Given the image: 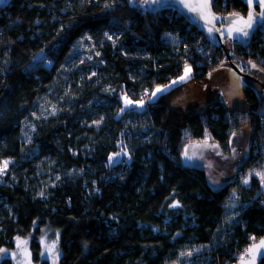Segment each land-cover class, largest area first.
Segmentation results:
<instances>
[{
	"label": "trees",
	"instance_id": "16d2710c",
	"mask_svg": "<svg viewBox=\"0 0 264 264\" xmlns=\"http://www.w3.org/2000/svg\"><path fill=\"white\" fill-rule=\"evenodd\" d=\"M143 1L0 4V162L8 161L0 172V248L29 239L39 260V237L53 228L60 264H235L264 237L259 177L213 188L203 168L182 161L190 141L207 138L229 152L232 135L248 126L250 157L240 170L258 168L264 99L246 85L245 108L212 100L202 111L174 110L189 83H204L221 66L208 55L222 59L228 48L210 44L175 11H144ZM213 9L248 13L239 0H215ZM260 35L231 49L264 69ZM200 46L209 54L197 55ZM187 62L191 76L151 100ZM120 152L127 157L111 162ZM52 164L63 181L40 193L38 170Z\"/></svg>",
	"mask_w": 264,
	"mask_h": 264
},
{
	"label": "rangeland",
	"instance_id": "374dc122",
	"mask_svg": "<svg viewBox=\"0 0 264 264\" xmlns=\"http://www.w3.org/2000/svg\"><path fill=\"white\" fill-rule=\"evenodd\" d=\"M7 1L8 0H0V4H4ZM230 51L232 50L228 49L227 53ZM73 64L76 65L77 61ZM260 69L261 68L258 65L256 68H253L250 65V77H241L240 74L239 77L236 75V72L234 75L244 81L245 85L253 87L257 94L263 99L259 92V87L264 89V71H261ZM92 72L93 70H91V73ZM191 74L192 70L190 71L189 76H191ZM84 75L85 74L81 76L83 77ZM212 75L215 76L212 77ZM212 75L204 84L190 86L184 94L173 102V109L190 114L204 110L207 104L214 99L222 100L227 103V106L230 109H242L246 107L245 100L243 97H240L239 84L228 86L227 83H224V78L220 73ZM240 80L238 81L239 83H241ZM173 81H179V78ZM172 82L165 86H159L160 88L165 89V91L157 93L156 97L151 96L150 99L155 101L170 89L183 83L180 82L173 84ZM169 85H171L170 88L168 87ZM142 102L143 105H146L147 101L145 100ZM140 103L141 102L137 104L139 105ZM246 131H248V129H246ZM246 131L241 130L232 135L229 141V152H225L219 144L212 142L207 138L202 141H190L184 147L182 161L184 164L203 168L207 173L208 182L213 188H220L227 183L235 181L238 177L241 184L249 185L250 177L252 175H256L255 173L257 172H264V160L259 162L258 168H253L254 171L249 170L246 171V173H241L240 167L243 162L249 159L251 151L250 136ZM185 154H187V157H190V159L186 158ZM123 157H126V154L120 152L111 156L110 161L117 162ZM3 168L4 165L0 162V169ZM245 178L248 179L247 184L243 183ZM37 179L39 181L38 189L40 193H42V191L49 187L61 183L63 181V175L61 172H58L55 165L52 164L51 168L47 170L40 167L37 173ZM261 182L264 185V181L261 180ZM39 240L41 244L39 260H36L32 254L29 239L16 238L14 240L13 249L0 248V264H60L61 249L59 243V230L47 228L43 230ZM49 249H51V251H49ZM45 261L47 262L43 263Z\"/></svg>",
	"mask_w": 264,
	"mask_h": 264
},
{
	"label": "water",
	"instance_id": "95a60500",
	"mask_svg": "<svg viewBox=\"0 0 264 264\" xmlns=\"http://www.w3.org/2000/svg\"><path fill=\"white\" fill-rule=\"evenodd\" d=\"M214 1L215 0H210V15L208 16V19H210L212 22L211 24H207L205 19H202L200 15L197 12H190L188 9L184 8L183 4L180 2V0H159L158 3H153L152 0H149L148 3H145L144 1L141 3V9L148 13H158L160 11H166V10H172L183 16L188 23H190L192 26H194L203 36L204 38L213 46L220 48L221 50H226V47L229 50L231 49L232 43H238L243 46H248L252 40V37L259 26V24H254L253 29L249 30L250 35L248 37H241L239 40L237 39H228V33L226 29L230 27L231 22L233 20L232 14L236 13H231L227 15H219L217 14L214 9ZM226 1V0H223ZM241 1L245 6L248 7V2L247 0H239ZM189 3L196 5L203 3V0H188ZM248 12H249V7H248ZM255 12H260V8L258 6V0H256V6H255ZM248 14V13H247ZM239 15V14H238ZM215 17V19H212V17ZM241 17L247 18L246 16L239 15ZM212 27L213 31L209 33L208 28ZM227 53V51H226ZM226 56H229L228 53ZM232 64V69L239 74V70L236 67V65ZM248 72V71H247ZM242 74V73H240ZM247 74V73H246ZM245 75V74H242ZM248 76V75H245ZM250 77V76H248ZM259 92L261 96L264 99V89L259 87ZM264 239L262 237L260 240ZM260 240L256 243H253L250 245L249 248H252L254 245H258ZM247 250L245 251L244 255V260L242 261L241 258L238 259V261L235 264H260L262 260L264 259V248H259L257 252L255 253V260H253L252 255H249L247 253Z\"/></svg>",
	"mask_w": 264,
	"mask_h": 264
},
{
	"label": "snow or ice",
	"instance_id": "6c2138e0",
	"mask_svg": "<svg viewBox=\"0 0 264 264\" xmlns=\"http://www.w3.org/2000/svg\"><path fill=\"white\" fill-rule=\"evenodd\" d=\"M145 3H148L149 0H144ZM153 3H158L159 0H152ZM180 2L183 4L184 8L188 9L190 12H197L202 19H205L207 24H211V20L208 19V16L210 15V0H203V3L193 5L188 2V0H180ZM248 2V7H249V12L247 14V18L241 17L238 14H232L233 20L231 22L230 27L226 29L228 33V39H237L239 40L241 37H248L250 35L251 29H253L254 24H259V25H264V0H258V6L260 8V12H255V6H256V0H247ZM212 19H215L213 16ZM209 33L213 31L212 27L208 28ZM106 36L108 35L107 33L105 34ZM108 39H112L111 36H108ZM99 54V53H97ZM42 59V57H41ZM249 64L253 68H256L257 65L253 63L251 60L248 61ZM261 71H264V69H260ZM190 68L186 65L185 67V74L179 78V81H173V84L184 82L189 78L190 74ZM169 88L171 85L168 86ZM165 91V89H162L160 87H157L156 90L151 93L152 97H156L157 93H161ZM126 100V105L131 104L132 101L128 100L127 97H125ZM140 107H143V102L139 104ZM186 158L190 159V157ZM8 164V161L4 162V167L6 168ZM3 169H0V172H2ZM257 176L260 177L262 181H264V172H257L255 173ZM243 183L247 184L248 179L245 178ZM173 207H178V204L172 205ZM254 239V238H253ZM54 247V245H53ZM259 248H264V239L260 240L258 245H254L252 248H249L247 250V253L249 255H252L253 260H255V253ZM51 251V249H49ZM241 260H244V257H241Z\"/></svg>",
	"mask_w": 264,
	"mask_h": 264
},
{
	"label": "built area",
	"instance_id": "2783aa9c",
	"mask_svg": "<svg viewBox=\"0 0 264 264\" xmlns=\"http://www.w3.org/2000/svg\"><path fill=\"white\" fill-rule=\"evenodd\" d=\"M132 2H135V0H132ZM257 34H261L260 37L264 40V25H259L253 36H256ZM172 48L173 47H171V49ZM184 49L186 50L187 47H185ZM196 54L197 55H208L209 52H208V49L206 47L200 46V47H198ZM226 55H227V53L225 54V56L222 59H220V57H218V56H213V55L209 54L208 59L210 61L216 59V60L220 61L221 65H229L230 67H232L231 63H233L234 65H236V67L238 68L240 73L250 76L249 71H250V65L251 64L248 63L249 60H246V59L238 56L233 50L228 53L229 56H226ZM196 63H197V65L202 66V63L200 62V60H199V62L197 61ZM48 64L50 65V63H48ZM186 65L192 70V64L187 62L184 66L182 76L185 74ZM242 74H240V75L243 77H248V76H245ZM148 94H149V92L146 91V95H148ZM258 114L264 116V107L258 111ZM126 157H127V155H126ZM263 189H264V185H263ZM255 198H256V196H255Z\"/></svg>",
	"mask_w": 264,
	"mask_h": 264
},
{
	"label": "crops",
	"instance_id": "0c3cea01",
	"mask_svg": "<svg viewBox=\"0 0 264 264\" xmlns=\"http://www.w3.org/2000/svg\"><path fill=\"white\" fill-rule=\"evenodd\" d=\"M216 73H220L222 76H223V78H224V83H227L228 84V86L229 85H233V84H239L240 85V97L242 98L243 96H242V90H243V87H245L246 85L244 84V81H242V80H240V75L239 74H236L235 73V71L232 69V67H230L229 65H221V66H218L216 69H214V70H212L211 72H210V74L208 75V77L206 78V80H205V82L209 79V77L212 75V74H216ZM234 74H236V75H238V76H236V75H234ZM215 76V75H214ZM213 75H212V77H214ZM190 77V76H189ZM211 77V78H212ZM242 77V76H241ZM240 80V82L241 83H239L238 81ZM185 82V81H184ZM204 82V83H205ZM204 83H202V84H204ZM195 84H198V83H196V82H191V83H189L188 85H187V89L190 87V86H193V85H195ZM187 89H186V91H187ZM215 100V99H214ZM218 101H221V102H223L222 100H218ZM229 102V101H228ZM224 104H226V106H227V103H225V102H223ZM228 107V106H227ZM246 129H248V131H246ZM241 130H245L248 134H249V136H250V141L252 140V132H251V130H250V128L248 127V126H245V127H242L241 128ZM240 130V131H241Z\"/></svg>",
	"mask_w": 264,
	"mask_h": 264
},
{
	"label": "flooded vegetation",
	"instance_id": "af4514ba",
	"mask_svg": "<svg viewBox=\"0 0 264 264\" xmlns=\"http://www.w3.org/2000/svg\"><path fill=\"white\" fill-rule=\"evenodd\" d=\"M244 88V87H243Z\"/></svg>",
	"mask_w": 264,
	"mask_h": 264
}]
</instances>
